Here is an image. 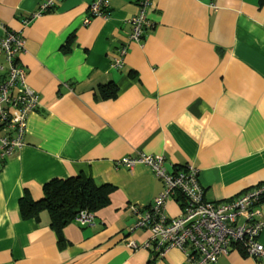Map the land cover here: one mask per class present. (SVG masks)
<instances>
[{"label": "crops", "instance_id": "1", "mask_svg": "<svg viewBox=\"0 0 264 264\" xmlns=\"http://www.w3.org/2000/svg\"><path fill=\"white\" fill-rule=\"evenodd\" d=\"M43 1L0 0V21L25 39L18 59L41 99L26 145L0 170V264H187L182 250L158 255L144 245L150 232L134 229L164 181L146 164L118 161L161 155L170 172L192 164L208 201L264 183V0H152L141 42L129 23L137 0H109V15L88 24L94 0H60L26 23ZM80 174L114 190L90 224L65 226L61 246L49 212L24 218L20 200ZM181 203L177 193L165 214L179 216ZM216 264L264 261L235 244Z\"/></svg>", "mask_w": 264, "mask_h": 264}, {"label": "built area", "instance_id": "2", "mask_svg": "<svg viewBox=\"0 0 264 264\" xmlns=\"http://www.w3.org/2000/svg\"><path fill=\"white\" fill-rule=\"evenodd\" d=\"M59 1L44 0L25 22L53 10ZM137 5L139 11L129 23L133 29L131 40L141 42L145 30L152 26L149 18L152 0H137ZM109 7V0H94L84 24L97 16L106 18ZM24 50L22 35L10 31L0 21V170L6 160L26 145L29 115L41 105L40 94L28 85V71L18 59ZM126 52L127 46L121 48L119 57L113 61L115 68L123 67ZM142 163L150 166L164 181L163 191L134 226V229L145 228L150 232L145 246H153L161 256L178 248L186 255L187 264H216L221 255L229 253L233 245L238 244L250 257L264 261V245L258 240L264 229L263 203H260L264 183L229 201H208L204 197L199 169L194 165L170 172L164 156L146 154L127 156L118 161L119 165L129 168ZM177 193L185 198V204L179 216L169 218L165 214L166 203ZM132 209L139 211L135 206ZM93 219L94 212L82 210L74 221L84 226ZM129 245L136 246L133 241Z\"/></svg>", "mask_w": 264, "mask_h": 264}, {"label": "trees", "instance_id": "3", "mask_svg": "<svg viewBox=\"0 0 264 264\" xmlns=\"http://www.w3.org/2000/svg\"><path fill=\"white\" fill-rule=\"evenodd\" d=\"M113 93L112 91L111 94ZM113 190L114 186L108 183H97L94 178L83 174L68 178H54L45 184L42 198L34 200L28 195L23 196L20 200V211L24 218L36 219L40 218L42 211H48L51 226L57 232L62 246L65 226L73 222L82 210L96 212L107 206L111 201ZM178 198L183 207L185 198L180 193ZM260 203H264V194L260 197Z\"/></svg>", "mask_w": 264, "mask_h": 264}]
</instances>
